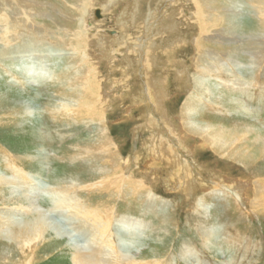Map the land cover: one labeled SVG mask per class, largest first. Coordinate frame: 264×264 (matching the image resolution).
Listing matches in <instances>:
<instances>
[{
    "label": "rangeland",
    "instance_id": "374dc122",
    "mask_svg": "<svg viewBox=\"0 0 264 264\" xmlns=\"http://www.w3.org/2000/svg\"><path fill=\"white\" fill-rule=\"evenodd\" d=\"M39 1L49 3L47 5L49 7L46 6L45 8L46 10L48 9L47 11L50 12V15L52 13L53 17L50 18L51 20H44V24H40L45 26V30H47L49 34L50 43L52 42L54 47H52V49L45 47L41 52L30 54L28 57L31 56V63L29 61L14 63L11 67L12 69L10 68L11 71L8 66L3 65L4 67H0V151L4 153L0 155V173L5 172V167L3 168L5 165L2 158L4 157L3 155L7 154L12 160L18 162V164L20 163L29 174H39V178L47 185L57 186L62 184L65 186L66 184L70 185L72 182L76 181L75 183L79 186L85 187L90 181L96 179L93 181V183H95L94 185L96 187H101L103 179L98 181L96 172L100 163L97 162L92 164L88 161L84 162L83 160L81 161V158L84 157V151L88 147L96 149L99 146L102 141L100 127L102 126V128H104L105 124V133L109 143L113 145L110 150L114 152L113 154L115 156L118 154V162L123 165L129 163L131 166L130 171L136 170L137 172L134 174L129 171L130 173L126 176L124 173H121L115 176L116 178L112 177L111 179L114 182L112 186H115L118 182L120 189L127 190L128 187L124 186L121 179L126 181L125 178L131 177L133 181H139L143 183L144 186L151 187L148 192H145L143 195L135 198L131 196L132 198H128L127 200L124 199V201L122 200L123 203L119 198L115 200L118 212L131 217L135 221L142 222L145 226L141 231H138V236L127 237L122 235L120 237V242L122 241L121 244L125 251H129V253L136 256L140 261L146 260L149 262L170 257L172 262H174L172 264H240L237 260L240 261L242 255H245L246 257L242 264H264V219L252 215L251 213L248 218H245L243 212H245L247 208L246 205L243 206L240 204V210H236L235 205L237 202L233 196V188L230 186L234 181L239 179L244 180L247 176H250L249 170L252 169L244 170L241 161L238 162L234 160V162L230 158L222 159L208 148H199L195 150L194 145L196 146L197 142L194 140L188 143V148L194 149V151L192 150V155L189 156L184 154L191 168L194 169L196 179L201 181H195L198 184L200 182L201 186L196 184L197 188H195L194 191L179 192V189H176L169 181L170 178L167 173L163 171H160V173L156 170L147 172L142 166V162H144L143 158H146V145L148 147L151 143L155 144V142H157L155 140H159V137H155V133L151 135L150 129L146 127L148 120L147 118L142 119L141 117L146 111L136 109L134 105V103H136L135 100H140L137 102L139 105H141L143 101L147 102L146 98L148 94L147 91H145L146 87L144 86V82L139 77L140 70L137 72L138 75L136 74L137 61H140V57L137 54H133L132 50H134L133 47H139L140 44L145 48L146 42H150L151 40L156 43L159 48L161 47L164 49L163 52L165 50H170L171 47L176 45L172 44V40L167 38L168 36L166 34L167 31L170 30V27H174L175 30H178L177 32L180 31L179 35L176 37H180L184 40L178 48L180 50L183 47L188 48L187 52L182 55L181 53H175L174 61L179 63V68L180 64H183L187 73L193 75L194 71L189 69V59L194 55L191 40L196 35V30L194 29L196 16L193 17L194 13H190L187 9L188 6L185 5L187 0H164V2L162 0H150L148 3L144 0L140 4V9L145 8L142 9L141 13L140 11L136 12L137 6L133 3L123 4L121 7L117 4V6H113L107 11L104 8L107 0H91L93 4L92 2L91 4L88 2L91 7H89L90 11L88 12L90 14L86 15L85 21L83 22L82 16L80 18L78 11L73 7V5H76V0ZM147 4L151 7H148ZM242 4V8L240 7L239 10L235 12L238 15V35L227 39L225 38L221 42L217 41V45L227 49H238L241 57L239 61L241 65L239 67L241 68V75H239V78L241 76V83L245 80L251 82L254 78L257 82L255 84L258 87H253L251 89L242 87L238 88V90L230 91L229 89H225L220 82L210 79L209 86L212 95H214L212 97L208 96V94L207 96L205 95V98H208L206 99L207 102L204 99V106L202 107V105H200V109H198L199 111L197 113L199 115L202 114L199 112H205L209 117L202 114L205 116V118H203V126L211 127L215 130H223L225 128L224 131L229 130L232 132L238 129V131L243 133L245 132L244 130L251 131L256 128L262 130L264 133V63L261 64L263 67L261 65L256 67L254 62H252V55L257 51V45L262 41L260 38H252V32L243 29L244 24L248 21L253 22V24H259L262 19L252 11H249L250 4L248 0H243ZM172 7L178 10L179 17L173 18L176 20V24L174 23L175 25H172L171 20L173 19L169 18V16H171ZM148 8L151 10V19L145 23L143 22L145 20H142V18L144 17L143 13L147 11ZM223 9L221 10L222 12H229V9L228 11L227 8ZM124 10H128L126 15H123ZM97 11H100L99 19H96ZM63 16L65 19L62 18ZM53 18L55 22L59 23L58 29L54 28L55 23ZM120 19L123 21H120ZM82 23L84 24V28L86 27L85 29L90 31L81 33V30H84L81 27ZM97 23L100 24L97 25ZM121 23L126 26L122 27ZM68 24L71 26H68ZM150 26H152V28ZM65 33L69 37L66 36ZM123 34L125 35L124 37ZM154 36H156V38ZM122 37L124 39H122ZM137 40H139V42ZM94 42H96V45ZM91 43H93V45H91ZM127 46L129 47L126 48ZM109 56L114 57L113 60L116 62L115 65L117 68L121 70L124 69L126 72L128 71V73L125 74L123 70L122 72H124V75H112L113 71H111V69H113V67L109 68L111 65L105 62L106 58ZM160 57L162 59L160 60V64H163L161 66L162 70L164 68L166 71L162 72V79L164 78L163 81L166 82L168 87L167 97L169 98V102L166 104L165 111L167 112L168 120L178 124L177 120L181 107L186 101L187 94L183 90H179L177 82L174 80L175 76L173 71L168 72V67H165L167 64L166 59H168L167 54L164 53L163 57ZM4 68L10 72H5ZM27 68L36 71L42 69L43 72L49 75L50 79L30 77L29 73H26L28 70ZM124 76L128 78L126 81V83H129L127 87L123 85L125 82V80L123 81V78H125ZM84 80H90L92 82L94 80L93 83L100 87H105L104 85H107L108 80L116 81L115 83H117V81H123L120 83V86L117 87L119 89H113L114 86L113 88L106 87L103 89L104 92L101 93L102 95L100 97L101 101L99 100L96 104L97 112L92 113V115H94L93 120L84 118L87 113L86 107H89L88 103H84L82 99L84 96L81 92L82 88L79 89L80 83ZM28 82L30 83L28 84ZM129 89L132 90L136 98H134L135 100L130 98L126 102H123V95ZM80 105L86 107H80ZM26 107L29 110V115L23 114V110ZM69 109L74 116L68 114L67 110ZM103 110L105 112H103ZM51 111H58L57 117H59V123L51 118ZM147 114L149 116V113ZM158 118L159 117H157L156 120H159ZM152 121H154V119H152ZM60 128L61 130H59ZM29 132H35L34 134L37 133L44 144V149L42 150L40 147L41 150H39L36 155L37 161H39L38 163L36 162V170L34 168L31 169L27 157L31 149H37V146L29 145V142L32 141L31 133L29 134ZM137 132L139 134H137ZM235 134L241 136L237 132ZM151 137L153 138L150 140ZM149 140L151 142H149ZM46 144H48V146ZM77 148L79 150L77 154L81 158L73 162L69 156L70 154L74 155L75 149L77 150ZM66 156L68 157L65 158ZM108 168L110 167H107V169ZM199 171H203L201 174L202 176L198 174ZM121 176H123V178H121ZM222 180L225 184H228L227 186L229 188L213 186V183ZM109 186L112 187L111 184ZM222 190L226 191V196H224V191ZM93 192L90 196L86 192H81L80 197L83 201L91 200V206L95 207L99 205V202L103 201L104 198L102 196H94L95 192ZM152 194L156 195L155 205L153 207L154 211H150V207L148 206L149 203H147L149 201L148 196ZM0 195L3 196L2 194ZM5 195L6 197L10 196L8 192H6ZM38 202L45 210H49L53 206V203L48 202V198H44V196H39ZM10 207L13 208L15 206H12V204L4 206L0 203V208L2 209L5 208L6 210ZM117 225L118 228L115 226L116 231L120 229V224ZM237 228L241 229L242 236L236 231ZM115 230L112 231V233L116 235L117 232ZM116 238L115 236V240L118 243L119 240ZM228 239L233 241L239 240L241 243H244L241 246L236 245V248L232 243L228 242ZM71 240L73 241L71 238H65L63 240L65 242L63 246L72 244ZM206 241L211 242L208 243ZM2 243L3 244L0 242V253L3 255L8 252L7 250L9 248L7 246L8 243ZM248 243H250L251 248L248 247ZM63 246L54 245L50 252L55 253L53 256L54 258L42 264H70L69 261H67V254H62L61 252ZM192 250L197 253L195 255L196 258H187L183 256V251L186 252L184 254L186 255L187 252H192Z\"/></svg>",
    "mask_w": 264,
    "mask_h": 264
},
{
    "label": "bare ground",
    "instance_id": "6f19581e",
    "mask_svg": "<svg viewBox=\"0 0 264 264\" xmlns=\"http://www.w3.org/2000/svg\"><path fill=\"white\" fill-rule=\"evenodd\" d=\"M142 1L144 0H107V3L104 8L105 10L109 11L111 7L117 6V4L119 7H121L123 4L133 3L136 4L135 6H137L136 12L140 11L141 13L142 9H145V8L140 9L141 6L140 4ZM145 1L146 3L150 2V0H145ZM162 1L164 2V0ZM248 1L250 4L249 11H252L263 20V21L260 20L261 22H259V24H253V22L248 21L247 23L244 24L243 27L245 31L249 30L252 32V38H260L262 41V42L259 41L260 44L257 45L258 47L257 51H255L253 55L251 54L252 62H254L256 67H259L262 63H264V42H263L264 0H248ZM88 2L89 4H91L92 1L76 0V5H73V7L78 11L80 18L82 16V22L85 21L86 15L90 14L88 12L90 11L91 7L88 4ZM186 2L187 3L185 5L188 6L187 9L190 11V13L192 14L194 13L193 17L196 16V23L194 25V29L196 30V35L194 36L193 39L191 38L192 40L190 39L191 45H193L194 55L189 59L190 62L189 69L194 71L193 75L187 73L186 69L183 67V64H180V68H179V63H176L174 61L175 53L176 54L181 53L182 55L183 53L187 52L188 49L186 47H183L181 50L178 48L181 46L182 41L184 40H182L180 37H176L177 35H179L180 31L177 32L178 30H175L174 27H170V30H168L166 34L168 36L167 38H170V40H172V44L176 45L171 47L170 50H165L163 52L164 49H162L161 47L159 48V46H157L156 43H154L152 40L151 41L149 40L150 42H146L145 48H143V46L140 44L139 47L138 46H136V48L133 47L134 50H132L133 54H137L140 57L139 59L140 61H137L136 74L140 70L139 77L144 82V86L146 87L145 91H147L148 94L147 98L145 97L147 102L143 101L141 102V105H139V103L137 102H139L140 100L134 99L136 97H134L133 92L130 89L124 93L123 99L121 97L120 98L122 99L123 102H126L130 98L135 100L136 101V103H134L135 108L146 111L143 113L141 117L142 119L147 118L148 123L146 127L150 129L151 135L155 133L154 136L159 137V140H155L157 141L155 142V144L151 143V145L150 146L148 145V147L146 145L145 148L146 158H143L144 162H142V166L144 167V170H147V172L156 170L157 172L163 171L167 173L170 178L169 181L171 182V184H173V186L176 187V189H179V192L180 191L192 192L195 190V188H197V185L201 186L200 183L201 181L196 179L194 175V169L191 168L189 161L185 158V155H189V156L192 155L194 149L193 148L189 149L188 143H190L191 140H194L197 142L196 146L194 145L195 150H198L199 148H208L222 159L230 158L233 161L234 160L238 162L241 161L242 168L244 170L252 169L249 170L250 176H247V178L244 180L243 179H239L236 181L233 180L235 183L233 182L230 186L231 188H233V196L238 204L235 205L236 210H240L239 208L240 204H242L243 206L246 205L247 208L245 212H243L245 218H248L249 214L251 213L252 215H256L264 219V133L263 131L258 130L256 128L255 130H251V131L244 130L245 132L243 133H241V131H238V129L233 130L232 132H230L229 130L224 131L225 128L223 130H215L211 127L203 126L202 123L204 121L203 118H205V116H203L202 114L207 115L205 112H199L202 113L199 115L197 113L199 111L198 109H200L199 106L200 105H202V107L204 106L203 105L204 99L205 100L208 99L205 98V95L207 96L208 94V96L211 97L214 95V94L212 95V91L209 86L210 79L212 80L214 79L220 82L225 89H229L230 91L238 90V88H242V87L245 89L258 87L255 84L257 82L254 80V78L253 81L251 82L245 80L243 81V83H241V76L239 78V75H241L240 72L241 68H239L241 66L239 62L241 57L238 49H232V48L227 49L225 47L217 45V41L221 42L225 38L227 39L229 37H235L236 35H238L237 33L239 28L238 15L235 12L239 10L240 7L242 8L243 0L241 1L187 0ZM48 4L49 3H45L44 1H39V0H0V67L1 66L4 67L3 65L8 66L9 70L11 71L12 69L11 67L14 65V63L25 62V61H29L31 63L32 58L31 56L28 57L30 54L41 52L45 47L49 49H52V47H54L52 45V42L50 43L49 34L48 31L45 30V26H42L40 24L43 23L44 20H48L51 17H53L52 13L50 15V12L47 11L48 9L46 10L45 8ZM147 6L151 7L148 4ZM223 8H227V11L229 9V12L228 13H226L225 11L222 12L221 10ZM176 9L174 7L171 8V16H169V18L173 19L174 17L178 16V10ZM127 12L128 10H124L123 15H126ZM150 14H151V10L150 8H148V10L143 13L144 17L142 18V20H145L143 22L147 23L151 19ZM62 18H64V16ZM120 21L123 20L120 19ZM175 21L176 20L174 19L171 20L172 25L176 24ZM54 23H55L54 28L58 29L59 23L55 21ZM69 24L68 26H71ZM98 24L100 23H97V25ZM121 26L125 27L126 25L121 23ZM144 26L147 27L146 25ZM81 27L82 29H84L81 30V33L90 31L85 29L86 27L84 28L83 23ZM150 27L152 28V26ZM150 31L152 32V30ZM124 36L125 35L123 34V37ZM123 37L122 39H124ZM154 37L156 38V36ZM137 41L139 42V40ZM95 43L96 42H94V44ZM91 45H93V43H91ZM128 47L129 46H127L126 48ZM164 53L167 54V57L169 59V60L166 59L167 64L165 67H168L167 69L168 72L173 71V74L175 76L174 80L177 82L179 90L180 91L183 90L187 94L186 101L180 110V114L177 120L178 124L172 123L171 120H168L167 112L165 111L166 104L169 102L168 101L169 98L167 97L168 95L167 84L165 81H163L164 78L162 79V72L163 71L166 72V71L164 68L162 70L161 66L163 64H160L161 62L160 60H162L160 56L163 57ZM113 59H114L113 56H109L105 60V62H107L108 65H111L109 68L113 67V69H111V71H113L112 75L114 74L124 75V72L125 74L128 73V71L126 72V70L124 69H123L124 72H122L123 70L117 68L115 65L116 62ZM4 70L7 73L10 72L6 68H4ZM26 73H29L30 77L50 79L49 75L43 72L42 69L41 70L38 69L37 71L28 69ZM124 80L125 82L123 83V85L124 86L126 85L127 87V84H129L128 82L126 83L128 78L125 77L123 78V81ZM123 81L121 80V82ZM93 82L90 80H84L79 85L80 86L79 89L82 88L81 89L82 95L84 94L82 99L84 103H88L89 106L86 107L80 105V107L87 108L86 117L84 118L89 120H93L94 115H92V113L97 112L96 104L99 102V100L101 101L100 97L102 95L101 93L104 92L103 89L106 87L113 88V86H114L113 89H115L118 86H120L121 83L118 81L117 83H115L116 81L114 82L108 80L107 85H104L105 87H100L99 85L96 86L97 84L95 85ZM29 83L30 82H28V84ZM105 91L107 92L106 89ZM67 111L68 114L74 116V114L71 113L70 109ZM103 112L105 111L103 110ZM147 113H149L151 120L149 119ZM23 114L29 115V110L27 107L23 110ZM50 116L57 123H59V117H57L58 111L57 112L51 111ZM157 117H159L158 118L159 120H156ZM152 119H154V121H152ZM100 128H101L100 136L102 141L100 142L99 146L96 149H93L92 147L90 148L88 147L84 151V155H83L84 157L81 158L77 154L79 152L77 148V150L75 149L74 155L70 154L69 157L70 159H72L73 162H76L77 159L80 160V158L81 161L82 160L84 162L88 161L92 164L99 162L100 166L98 167L96 172H97V180L99 181L103 179V181L101 182V187H96L94 185L95 183H93V181H95L96 179L90 181L88 184L89 186L86 185L85 187L79 186L77 183H75L76 181L72 182L73 180L71 181L72 183L70 185L64 184L65 186H63L62 184H61L62 186L60 184L57 186L47 185L46 183H44V181H42L39 178L40 177L39 174L36 175L29 174L28 172L25 171L24 167L20 163L18 164V162L12 160L9 155L7 154L3 155L4 153L0 151V155L1 153H3L2 155L4 157L2 159L5 165L3 166V168L5 167L4 168L5 172L0 173V194L3 195V196L0 195V203L1 205L4 206L7 204L8 205L12 204V206H15L13 208L10 207L11 209L9 208L6 210L5 208L3 209L0 208V242L1 244H3L2 242L8 243L7 246L9 248L7 250L8 252L4 253L3 255L0 253V264H42L54 258L53 256L55 253H50L53 249V246L54 245L63 246V244L65 243L63 240L65 238L73 239V241L71 240L72 244L63 246L61 250L62 254L63 253L67 254L68 256L67 261H69L70 264H172L174 263L172 262L170 257L163 260L156 259L150 262L146 260L140 261L137 259L136 256L129 253V251H125L123 249L121 244L122 241L120 242V237L122 235H125L127 237L138 236L139 235L138 231H141V229H143L145 226L143 225L142 222L135 221L131 217L118 212V207L116 206L115 200L119 198L120 201L122 200L124 201V199L127 200L128 198H132V197L135 198L137 196L143 195L145 192H148V190L151 187H146L144 186L143 183L139 181H133L131 177L125 178L126 181L128 182H126L124 179H121V181L124 183V186L128 187L127 190L120 189L118 186L119 184L118 182L115 186H112L114 184V182L111 179L112 177L116 178L115 176L121 173H124L126 176L130 172L134 174H136L137 172L136 170L130 171L131 166L129 163L123 165L118 162L119 159L117 157L118 154L117 156H115L113 154L114 152L110 150L111 146L113 145L109 143V140L105 133L106 131L105 124H104V128H102V126ZM59 130H61V128ZM236 132L239 133L241 136H237V134H235ZM30 133H31L32 141L29 142V145L37 146V149L36 150L31 149V152L30 154L27 155V157L31 169L34 168L36 170L37 167L36 162L37 163L39 162L37 161L36 155L38 151L41 150V148L42 150L44 149L43 148L44 144L41 141L42 139L37 133L34 134L35 132H29V134ZM137 134L139 133L137 132ZM152 138L153 137H151L150 140ZM150 140L149 142H151ZM46 145L48 146V144ZM180 154L181 156L182 155L183 156L181 157ZM67 157L68 156H66L65 158ZM107 167L110 168L107 169ZM202 173L203 171L198 172L200 176H202L201 175ZM121 178H123V176H121ZM195 181H200V182L198 184ZM110 184L112 187L109 186ZM213 184H214L213 186L228 187L227 186L228 184H225L223 180ZM93 191L95 192L94 196H102L104 198L103 201L99 202V205L95 207L91 206L92 205L91 200L83 201L80 197L81 192H86L90 196ZM6 192L10 194L9 197H6L5 195ZM225 192L226 191L223 192L224 196H226ZM39 196L40 197L44 196V198H48V202L53 203L52 208H50L49 210L48 209L45 210V208L42 205H40L38 202ZM148 198L149 201L147 203H149L148 206L150 207V211H154L153 207L155 205L156 195L154 194L149 195ZM117 224H120V229L118 231L115 230L116 227L118 226ZM114 230L117 232L116 235L112 233V231ZM236 231L238 232L239 235L242 236L241 229L237 228ZM115 236L119 240L118 243L115 240ZM228 240H229L228 242L232 243L234 247H236V245L241 246L244 243V242L241 243L239 240L238 241H233L231 239ZM206 242L209 243L211 241H206ZM248 247L251 248L250 243H248ZM185 253H186L185 251L182 252L183 256L187 258L188 257L196 258L195 255L197 253H195L194 250H192V252L189 253L187 252V254L184 255ZM245 257H246L245 255H242L241 260L240 261L237 260V262L242 264Z\"/></svg>",
    "mask_w": 264,
    "mask_h": 264
},
{
    "label": "water",
    "instance_id": "95a60500",
    "mask_svg": "<svg viewBox=\"0 0 264 264\" xmlns=\"http://www.w3.org/2000/svg\"><path fill=\"white\" fill-rule=\"evenodd\" d=\"M100 18V11H97L96 12V19H99Z\"/></svg>",
    "mask_w": 264,
    "mask_h": 264
}]
</instances>
